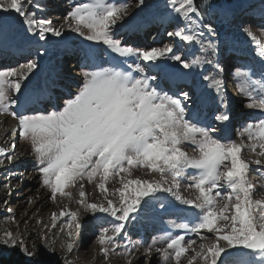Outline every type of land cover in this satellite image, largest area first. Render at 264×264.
I'll return each instance as SVG.
<instances>
[{
    "label": "snow or ice",
    "instance_id": "1",
    "mask_svg": "<svg viewBox=\"0 0 264 264\" xmlns=\"http://www.w3.org/2000/svg\"><path fill=\"white\" fill-rule=\"evenodd\" d=\"M171 2L175 5L176 0ZM26 3L31 5L33 0H26ZM145 3L146 0H138L137 6H144ZM128 7L129 4L126 2L104 3V0H96L95 4L79 3L65 20L74 21V26L69 24V27L86 40L102 41L120 57H136L145 62H155L164 56L166 59L179 62L183 69L192 67L191 63L181 59L178 54L167 55L173 53L172 47L139 50L128 44L122 45L114 33L118 21H123ZM0 10L15 11L23 18L30 34H36V25L39 24L40 40H46L48 34L56 37L62 35L63 25L58 28L51 20L34 19L35 14L29 12L22 0L0 3ZM175 11L181 13L188 21L192 20L189 13L200 15L193 0H180ZM4 23L6 22L0 21V43L3 42ZM203 27L209 34L215 33L213 25L205 24ZM85 28L88 32L84 31ZM198 35L202 33H185L179 29L168 32V36L189 44L196 42ZM248 35L251 36L252 33L249 32ZM209 43L215 52V45ZM207 62L211 63V60ZM26 67L31 71L37 64L30 62ZM129 67L132 68L133 65ZM152 67L153 65H149L145 68L136 63L134 70L141 73L139 78L134 77L131 72L115 68L85 72L86 82L74 97L65 101L62 110L32 115L18 114L13 107L17 101L6 94L5 85L18 95L22 94L20 81L13 82L8 79L17 76V71L0 70V112L8 113L19 121L21 138H28L31 135L35 152L42 165L39 171L43 176V184L51 188L53 200L56 199L57 193L65 194L66 185L69 183L74 185L77 179L83 180L85 177L91 181L100 176L99 189L107 192L105 182L109 176L129 173V168L135 164L161 174L162 180L155 183L140 179H129L125 182L121 178L122 187L117 189L119 205L107 196H105L107 206L86 203L83 199L86 195L84 186L79 185L81 199L78 203L83 205L86 211L104 213L119 221L113 226L111 236L107 235L109 228L101 230L98 234L101 245H116L118 242L115 236L125 228L124 222L128 220L130 213L139 210L141 199L164 191L172 193L182 203L197 208L201 213L198 222L191 226L183 223L178 227L191 231L201 239L208 238L202 235V229L207 233H215L213 244L211 246L202 244L201 251L196 252L188 264H193L198 257L203 264H255L253 256L264 262V199H253L252 186L246 181L249 164L240 155L243 145L236 141L222 142L212 135L216 131L214 128L193 122V118H186V108L181 99L161 93L157 86L151 83L156 79L154 75H149ZM22 79L26 80L27 76L23 75ZM239 90L245 93L243 87ZM246 94L251 96V93ZM180 95L184 100L190 99L187 92ZM245 107L264 109V96L252 97L251 102ZM216 119L225 122L230 116L225 113L218 115ZM256 126L261 129L259 147L262 151L259 155L264 156V120H260ZM252 128L253 124L249 123L244 131H250ZM254 138L249 136V139ZM186 142L195 145L193 151H199L198 158L189 156L182 149L181 145ZM12 147L15 148L16 145L13 144ZM252 151H255V146ZM4 152L5 150L0 148V153ZM7 159L11 162L15 159V154L7 155ZM3 163L4 161L0 159V165ZM254 163L262 165L264 160L256 159ZM221 165L224 166L223 171ZM185 168L201 170L198 177H192L194 185L191 186L199 190V196L195 200L183 199L174 191V187L178 189L177 178L182 175ZM165 173L171 176L174 187L163 186L168 183L167 179H163ZM222 179L230 192L221 191L225 186L220 184ZM132 185L137 187L129 192ZM78 215L77 212L69 213L67 210L59 213L60 217L70 216L71 222L66 224L69 241L74 238L73 230L81 227ZM57 218V214L53 213L52 228L56 227ZM218 221L225 223L217 227ZM61 231L65 229L61 228ZM184 240V236H176L170 240L166 248H155V251L162 252L167 259L170 255L168 249H173L176 262L179 264L180 257L188 251L190 244L196 243L192 240L186 246L182 243ZM221 241L224 243L221 244ZM0 244L18 247L30 259L37 255L36 251H30L25 242L10 231L3 233ZM66 248L67 252L71 253L73 243H67ZM147 251L150 254L152 248ZM102 252L107 256L109 248L103 247ZM65 264L72 262L65 258ZM144 264H148V261L145 260Z\"/></svg>",
    "mask_w": 264,
    "mask_h": 264
},
{
    "label": "rangeland",
    "instance_id": "2",
    "mask_svg": "<svg viewBox=\"0 0 264 264\" xmlns=\"http://www.w3.org/2000/svg\"><path fill=\"white\" fill-rule=\"evenodd\" d=\"M7 2L8 0H0V3L6 4ZM75 2H77V4L89 3L88 0H45L44 5L46 6L47 3L48 7H46L50 8L49 13L46 15L48 18L53 19L55 16H58L63 24H68L66 28L68 30L66 32H62L64 38H66V33L68 34L67 40H73L76 36H78L79 42L73 40V44L76 45L78 49L84 50L85 48H87V50H97L100 54L102 67H96L97 69L82 67L80 68V70H76L77 73L80 74V79L82 82L78 87V90L86 82V77L84 75L85 72L104 69L110 70L106 65L108 54L111 56V58L119 59L124 63L133 65V67L136 63H139L141 67H143L138 58L120 57L117 53L113 52L110 48L104 45L102 41H88L83 36L73 31L72 28L69 27V24H72L74 26V21H66L65 17L68 16L69 12L73 10L76 4ZM123 2L129 4L123 21L126 18L131 17L133 18L134 23L139 22L144 17H148V20L151 19L153 13L157 12L159 5L165 4V0H146L144 6H137L138 0H124ZM169 2H171V0H169ZM22 3L26 4L29 12L34 13V11L31 9L33 7H31V5H27L26 0H22ZM51 3L54 5H52ZM104 3H106L105 0ZM179 3L180 0H176L174 6L178 7ZM89 4H93V2ZM140 7H143V10H140ZM59 10L61 11L58 12ZM166 10V6L161 9V11ZM182 11L183 10H181V12ZM12 12V10L8 12L0 10V15H8ZM46 12L47 11H45V13ZM169 13L171 15L173 14L171 10L169 11ZM15 14L18 15L17 13ZM189 15L192 17V20L188 21L184 19V23L182 22L183 24L180 26V28L186 27V31L192 30V33L195 34H199L197 30L202 33V35H198V38L201 42H204V46H202L204 47L202 52L205 51L208 54L201 53V55H198V57L206 56V63L209 60H215L216 58H218V56L222 58V60L225 57V60H227L225 62V65H220V67H222L220 68V70L224 73L227 68L226 66L231 63L229 60L235 57L236 52L241 53L243 50L249 54L252 53L256 55V57L264 63V26H262L264 25V0H241V2L238 4L228 3L224 1L221 7L217 9L214 8L210 13L207 12L204 7H202L200 9L199 16H197L196 13H189ZM182 17L183 16L180 13L179 18L181 19ZM0 21H3L1 17ZM122 22L118 21L117 25L121 26ZM130 22H132V19L126 20L127 24H129ZM193 22L195 23L196 28ZM205 24L213 25L215 28V33L209 34L207 29L203 27V25ZM157 25L158 23L151 25V30H149L151 34H147V36H145L146 42H149L151 44L153 43L151 41L158 39V36L160 34L156 32L157 29L159 30V28H156ZM38 27L40 26H36L37 35L39 34ZM183 30H185V28H183ZM84 31L88 32V29L85 28ZM168 31L165 34V36L167 35V37ZM170 31H173L172 28ZM249 32L252 33L251 36L248 35ZM163 37L164 35H161L160 39H162ZM83 40L85 41L84 46L80 44ZM50 41L51 35L48 34L47 39L43 40V47L44 45L46 48L53 45V39L51 42ZM120 41L122 45L128 44L133 48L140 50V47L133 46L132 40L127 41V39H124V42L123 40ZM165 42L167 46H173V43L169 40ZM209 42H212L215 45V52L213 51ZM28 52L29 54H27ZM41 52H44V50H41ZM216 53L218 55L217 57ZM173 54H178L183 59H185L184 56L189 55L187 50V43L183 41L182 46L179 45L175 47L174 52L167 55ZM21 55L22 54L19 55L18 52L14 54L12 50L10 59L15 58L16 56L19 57ZM26 55L27 57L25 59L16 60V64H28L30 62H33V51H27ZM79 59L80 58L78 57L72 60L68 59L67 61H65V66L69 69L71 68V71L74 72L75 70L71 65L75 66L78 63ZM169 63L179 62L169 61ZM2 64H4V62ZM2 64L0 65V70H7L2 68V66H5ZM50 64L52 65V67L57 65L54 64L53 61H50ZM50 64L49 66H51ZM213 66H216V69L211 68L216 72V75L220 74L219 65ZM228 69L229 75L225 76L226 78L222 79L223 84H225V87H235L236 91L232 90L231 93L234 94L235 92H238L240 95L239 97L242 98H239L240 101H237L236 103L237 110L241 112V117L239 118V120H236L234 122L236 128L235 134L232 136L231 141H236L238 144L243 145L240 155L242 159L250 164L246 174V181L252 186L253 199H264V164L256 165L254 163L256 159L264 160V156L259 155V153L262 151L259 147V144L261 142V129L256 126L259 122L258 119H255L254 122L252 121L253 118H258V114L263 112L264 109H260L258 107H245L247 103L251 102L252 97H257V95L255 94L256 87L249 82L244 69L237 68L233 66L232 63L230 65V68ZM212 76L213 75L211 73H208L207 75V77ZM241 87L245 89V93L240 92L239 89ZM5 89L6 94L12 100H16L14 99V96H12L14 92H11V90L7 88V85H5ZM54 89L55 88H53V91L56 90ZM78 90H76V92L74 93H77ZM190 92L191 89L188 90L187 93L190 94ZM246 93H251V96L247 95ZM73 94L72 97H74L75 95ZM235 96L237 97V95ZM72 97L67 96L66 98H61L59 106L53 107V103H49V109H37L36 111L32 112L47 114L53 110L60 111L65 106V101ZM56 98L59 99V97ZM5 121H7V123L11 121L13 123L12 128L15 127L18 133L17 136H15L11 133L12 128L8 130L7 126L5 128L0 127V131H6L5 135H7V140L11 139V142L16 145L17 151H14V154H18V157L15 155V163L20 161H26V163L20 162V164L13 166L14 169L17 170L16 173L18 174L17 178L14 180H10V175H0V240L3 239V233L5 231H10L15 237L22 239L30 251H36L37 253L34 258L30 259L20 251V254L26 259L28 264H65V258L71 261L72 264H127L125 263V260H127L128 258L131 261V264H144L145 260L148 261V264L152 262L153 264H161L167 262L168 264H177L173 249H168L170 255L166 259L163 253L155 251V248H166L167 244L173 237L180 236L178 234V231L182 230V228L178 226L180 224H183L180 218L186 216L182 211L183 208L194 210L196 214L195 223L198 222L201 213L197 208L182 203L181 200H178L176 196H174L170 192L158 191L154 195L143 197L140 202L139 210L130 213L128 220L124 222L125 228L119 235L115 236V239L118 243L113 246L107 244L101 245L98 241V234L105 227L113 228V226L119 223V221L104 213L84 211L83 205L78 203V201L81 199V197L79 196L80 184H83L84 186L86 195L83 199L86 201V203L104 204L105 206H107V200L105 199V196H107L108 199H112L115 204L119 205L120 201L117 189L122 187V184L120 183L121 178H123L125 182H127V180L129 179H140L155 183L162 180L161 174L159 172H153L149 168H145L142 165L135 164L129 168V173H119L116 176L110 175L108 180L105 182V187L108 190L107 192H102L99 189L98 185L101 182L100 176L95 177L91 181H89L87 177H85L83 180L77 179L74 185L73 183H69L65 186L64 195L57 193L56 199L53 200L51 198V188L43 184V176L38 168V166H41L40 158L35 152V146L32 142L31 135H29L28 138H21L19 135V121L13 118L8 113L0 112V125ZM249 123L253 124V128L250 131H244ZM241 133H243V135H241ZM250 135L255 138L249 139ZM14 137H18V139L16 138L15 140H13ZM5 142L3 141L0 143V148H5ZM253 146H255V151H252ZM181 147L187 152L189 156H195L197 158L200 156L198 150L193 151L195 145L191 143L186 142L182 144ZM7 155L9 154L0 153V159L6 160ZM221 170H224L223 165H221ZM197 171L201 170L195 168H185L182 175L177 178L176 185H178V189L173 186L171 176L168 173H165L163 179H167L168 183L164 184L163 186L174 187V191H177V195H179L183 199L195 200L196 197L199 196V190L191 185H194L192 177H198L201 174V172ZM220 184L226 185L223 179L220 181ZM5 185H7V187H5ZM136 187V185H132L129 189V192H132V190ZM223 189L227 190L225 193L230 192V189H228L227 187H224ZM20 195L21 198H19ZM213 195H215V190L213 191ZM173 206L174 209L180 210L179 214L169 212L172 210ZM62 210H67L69 213L77 212L79 214L78 223L81 225V227L79 229L73 230L74 238L71 241H69L67 237L66 228V224L70 223L71 219L70 216L60 217L59 213ZM82 212L89 213L85 214ZM53 213H56L58 217L55 221V228L51 227V224L53 223ZM117 215H119V213ZM224 223V221H218L217 227H220ZM164 225H168L170 229L176 231V234L172 233L173 236L170 239H167L166 237H164V235H162L163 232L160 227ZM61 228H64L65 231L62 232ZM109 233L110 231L107 233V235L111 236L112 232L110 234ZM201 233L203 236H206L208 238L201 239L200 237L192 233L191 235L193 237L191 240H195L196 243L190 244L185 255H182L180 257L179 264H188V261L195 255V253L201 251L202 244L209 246L213 244L215 233H207V231L203 229L201 230ZM41 237H46L47 239H41ZM185 241L186 240L182 241V243L187 246L188 242L190 241ZM69 242L73 243V247L76 248L75 250L73 249L71 253L67 252L66 248V245ZM78 243L80 245H84L85 243L87 244L85 248L81 250ZM223 243L224 242L221 241V244ZM92 245L97 247V250L94 257L89 260V257L91 256L93 251L90 250V247H92ZM103 247L109 248L107 256H105L102 252ZM121 248L127 249L129 251V254L124 255L121 252ZM149 248H152L150 254H148L147 251ZM14 250L20 249L18 247L12 248L0 244V258L4 257L5 254ZM252 258L254 259L255 264H264V262H262L258 257L253 256ZM193 264H203V261L198 257L193 261Z\"/></svg>",
    "mask_w": 264,
    "mask_h": 264
},
{
    "label": "bare ground",
    "instance_id": "3",
    "mask_svg": "<svg viewBox=\"0 0 264 264\" xmlns=\"http://www.w3.org/2000/svg\"><path fill=\"white\" fill-rule=\"evenodd\" d=\"M105 1L106 3L112 2L115 4L124 3L123 2L124 0H105ZM77 2L75 3L77 4ZM88 2L89 3L93 2V4H95L96 0H91V1L88 0ZM44 3H45V0H33V3L31 4V7H33L31 9L34 11V14H35L33 18L38 21L45 20V19L51 20L53 24L58 28L63 25L62 32H66L68 30L66 29L68 24H63V22L58 18V16H55L53 19L48 18L46 15L49 13L50 8H47L48 7L47 3H46L47 7L44 5ZM35 5H39V7H36ZM165 6L167 7V10L161 11V9ZM175 7L176 6H174L171 2H169V0H165V4H160L157 12H154L151 19L149 20H148V17H144L139 22L134 23L133 18L128 17L122 22L121 26L116 25V31L114 33V36L116 39L123 40V42H124V39L126 38H129L127 39V41H129L131 39V32L132 34H138L137 36H140V35H143V32H145L144 30L147 29V31L144 34V37L141 38L139 41L141 42L140 50H151L155 48L163 49L165 47H170V46H167L165 42L169 40L170 42L173 43L172 48L174 52L175 47L179 45L180 46L183 45V41H180L175 37H170V36L167 37V35L165 36L167 31L168 30L170 31L172 28L173 31L180 29L185 33H189V32L192 33V30L186 31V27L180 28V26L184 23V18L183 17L181 19L179 18L180 13L175 11ZM140 10H143V7H140ZM170 10L173 13L172 15L169 13ZM45 11L47 12L45 13ZM60 11L61 10H59L58 12ZM15 13L16 12L13 11L11 14H8V15L6 14L0 15L3 21L6 22L3 24V42L0 43V65L4 62V64H2V65H5V66H2L3 69H7V70L8 68L14 69L18 73L17 76L12 77V81L13 82L17 80L20 81L22 94L18 95L17 93H15L14 90L10 89L11 92H14L12 96H14V99H16L17 101L16 106H14L15 110L17 111L18 114L24 113V114L32 115L36 113V112H32L34 110H32L31 108L34 105V102H38V103L44 102L42 104L43 108L42 107L40 108L46 110V108L49 109L48 107L49 103H53L52 104L53 107L59 106L61 98L63 99V97L66 98L67 96L72 97V94L76 92V90H78V87L82 83L80 79V74H78L76 71L77 69L80 70V68L82 67L97 69L96 67H102V63L100 59V54L97 50H92V49L87 50V48H85L84 50L78 49V47L73 44V40L79 42L78 41L79 37L76 36L73 40L72 39L67 40V35H68L67 33L65 36L66 38H64L63 34L60 37L52 36L51 34H49L51 35V41L53 39V45L47 48L44 45V47L46 48L45 49L43 47V40H40L37 34L35 35L30 34L28 31L27 25H25V23L23 22V18L20 17L19 15H16ZM128 19H132V22H130L129 24L126 23V20ZM156 23H158L156 28H159V30L157 29L156 32L160 34L158 36V39L151 41L153 42L151 44L149 42H147L146 44L142 43L145 36H147V34L148 35L151 34V32L149 31L151 30L150 29L151 25L156 24ZM170 23L171 25H169ZM164 24H166V27ZM193 24L195 25L194 22ZM36 26H39V25L37 24ZM183 28H185V30H183ZM195 28H196V25H195ZM162 29H165V30L161 31ZM197 32L200 33L198 30ZM161 35L162 36L164 35L162 39H160ZM80 44L84 46L85 41L83 40ZM202 46H204V42H201L199 38L197 39L196 42H193L191 44L187 43V50H188L189 55H185L184 56L185 59H183L182 57L181 58L192 64V67L189 70L183 69L179 65H173V64H179V63H169V61H175V60L166 59L164 58V56L159 57L155 62H151V61L143 62V60H140V62L142 63V66L145 68H147L149 65H153V67L149 71V74H154L156 77H158L159 85L160 84L163 85L164 83L166 84V81L171 82L170 86L167 87L166 91L167 93L172 91L173 98L181 99V103L186 108V112H187L186 118H193V120H195L194 122L202 126L211 127V128H214L215 130L219 129V131L212 133V135L218 134L221 138H223L225 134L222 133L221 130H222V127L225 125V122L218 121L216 117L218 115L225 114L223 113V111H220V108L224 107L226 103V98H225L226 93H225V88H224L222 79L226 78L225 76L229 75L228 67L230 65H228V67L223 73L220 70V68H222L220 67V65H225V62L227 60H225L226 59L225 57L222 60V58H220L217 55V53H216V57L218 56V58H216L215 60L212 59L211 63H208V62L206 63L205 61L207 60L206 56L198 57V55H201V53L208 54L205 51L202 52L204 48ZM11 49L13 50L14 54L18 52L19 55L20 54L22 55L19 57L16 56L15 58L10 59L12 55ZM41 50H44V52H41ZM23 51H26V52L33 51V59H34L33 62L37 64V67L32 69L31 71L27 69L26 67L27 63L26 64L25 63L16 64V60H22L27 57L26 52H23ZM238 53L243 54L245 57H247V55L249 54L247 52H241V53L238 52ZM27 54H29V52ZM209 55H212V54H209ZM77 57L80 59L78 60V63L75 66L71 65L75 70V71L73 70L74 72H72L71 68L69 69L65 66L66 65L65 61H67L68 59L69 60L76 59ZM245 57L243 59H246ZM50 61H53V63L57 65L52 67V65L50 64ZM109 61H114L120 65L124 64L119 59H112L111 56L108 54L107 62ZM49 64L51 66H49ZM213 65H219L220 74L216 75V72L211 69V68L216 69V66H213ZM262 65L263 63L258 64V67H263ZM256 69H257V66L255 67V69H251V70H256ZM208 73H211L213 76L208 77L209 79H205ZM23 75L27 76L26 80L22 79ZM260 77L264 79V73ZM8 79L11 81V77H9ZM198 81H200L199 85H200V90H201L199 97H195L193 96V94L190 93L189 94L190 99L184 100L180 94L182 92H188L189 88H186V87L189 86L191 82H193V85L191 87V91L193 92V90L196 87L195 84ZM205 82H207L208 84L204 85ZM178 85L181 87L179 91H175V89L179 88L177 87ZM7 88L9 87L7 86ZM53 88H55L56 90L54 89L55 91H53ZM234 90L236 91V88ZM235 95H237L235 99L239 98L240 96L239 93H236ZM261 95L264 96V92H260V94H257V96H261ZM56 97H59V99H57ZM216 97L219 98L218 102L215 101ZM228 97L230 96H227V98ZM198 99H200V101H198ZM236 107L237 106H235V108ZM263 112L258 114L259 120H260L261 115L264 114ZM240 113L241 112H239L238 110L236 112L233 111V115H237L235 121L239 120V118L241 117ZM255 119L257 118H253L252 121L254 122ZM12 124L13 123L11 121H9L8 123L7 121H5L0 125V127L5 128L7 126L8 127L7 129L10 130L12 128ZM5 132L6 131H0V143L3 141L5 142L7 140V135H5ZM11 133L17 136L18 134L17 129L13 127ZM16 138L18 139V137H14L13 140H15ZM12 145L13 143L11 142V139L10 140L8 139L5 142L4 154L8 153L9 155H12L17 151L16 147L13 148ZM15 155L18 157V154H15ZM3 161L4 163L0 165V175H3V176L10 175L11 176L10 180L16 179L18 175L16 173L17 170L14 169L13 166L20 164V162L26 163V161H20V162L15 163L16 159H13L11 162H9L8 159L3 160ZM40 167H42V165L38 166V168ZM197 172H201V171H197ZM224 187H227V186L225 185ZM221 191L226 192L227 190L223 189ZM19 198H21V195L19 196ZM84 211L86 210L84 209ZM182 211L186 213L187 216L186 218H181V220L184 219L185 223L189 224L190 226L193 225L196 221V214L194 210L189 211L187 208H183ZM169 212L179 214L180 210L174 209V206H173L172 210ZM82 213L86 214L89 212H82ZM160 228L163 232L162 235H164V237H166L167 239H170L173 236L172 233L176 234V231H174L173 229H170L168 225H164ZM109 231L111 233L112 228H109ZM178 232H179L178 233L179 235H183L185 237V240H186L185 242L192 241L191 239L193 236L191 235L192 234L191 231L187 229H182V230H179ZM86 244L87 243H85L84 245H80L78 243L81 250L85 248ZM73 249L75 250L76 248L73 247ZM90 250H93V251H92L91 256L89 257V260H91V258L94 257L97 247L92 245V247H90ZM121 252L124 255L129 254V251L127 249L121 248ZM184 255L185 254H183V256ZM129 262H131L129 258L125 260V263L129 264ZM150 264H153V262ZM161 264H168V262L161 263Z\"/></svg>",
    "mask_w": 264,
    "mask_h": 264
},
{
    "label": "trees",
    "instance_id": "4",
    "mask_svg": "<svg viewBox=\"0 0 264 264\" xmlns=\"http://www.w3.org/2000/svg\"><path fill=\"white\" fill-rule=\"evenodd\" d=\"M238 4L241 0H193L194 6L200 11L202 7L206 9L207 12H211L213 8L221 7L223 2ZM1 264H28L26 259L20 254V250H14L4 257L0 258Z\"/></svg>",
    "mask_w": 264,
    "mask_h": 264
},
{
    "label": "water",
    "instance_id": "5",
    "mask_svg": "<svg viewBox=\"0 0 264 264\" xmlns=\"http://www.w3.org/2000/svg\"><path fill=\"white\" fill-rule=\"evenodd\" d=\"M1 264V263H0Z\"/></svg>",
    "mask_w": 264,
    "mask_h": 264
}]
</instances>
